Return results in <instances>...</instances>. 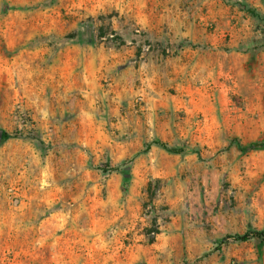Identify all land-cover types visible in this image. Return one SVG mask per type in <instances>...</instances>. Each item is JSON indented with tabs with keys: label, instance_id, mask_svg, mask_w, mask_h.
Returning a JSON list of instances; mask_svg holds the SVG:
<instances>
[{
	"label": "rangeland",
	"instance_id": "obj_1",
	"mask_svg": "<svg viewBox=\"0 0 264 264\" xmlns=\"http://www.w3.org/2000/svg\"><path fill=\"white\" fill-rule=\"evenodd\" d=\"M262 142L264 0H0V264H264Z\"/></svg>",
	"mask_w": 264,
	"mask_h": 264
},
{
	"label": "trees",
	"instance_id": "obj_2",
	"mask_svg": "<svg viewBox=\"0 0 264 264\" xmlns=\"http://www.w3.org/2000/svg\"><path fill=\"white\" fill-rule=\"evenodd\" d=\"M4 137L7 138L8 136H6V134H4ZM154 145L159 146L160 148H162L163 150H165L169 153H178L177 150L170 149L165 144L155 143ZM254 147H261L264 149V142L259 143V144H250L246 148H241V149H242V151H246V150H249V149L254 148ZM250 239H257V240H261L262 242H264V229H262L260 231L245 233L243 235H238V236H227L224 238V241L232 240L234 242H245V241H248Z\"/></svg>",
	"mask_w": 264,
	"mask_h": 264
}]
</instances>
